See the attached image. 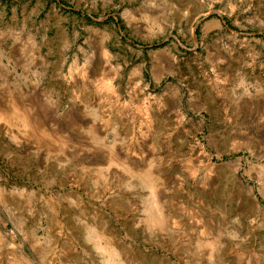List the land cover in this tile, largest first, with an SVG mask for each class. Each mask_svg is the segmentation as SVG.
I'll return each instance as SVG.
<instances>
[{
	"label": "rangeland",
	"instance_id": "374dc122",
	"mask_svg": "<svg viewBox=\"0 0 264 264\" xmlns=\"http://www.w3.org/2000/svg\"><path fill=\"white\" fill-rule=\"evenodd\" d=\"M0 264H264V0H0Z\"/></svg>",
	"mask_w": 264,
	"mask_h": 264
},
{
	"label": "bare ground",
	"instance_id": "6f19581e",
	"mask_svg": "<svg viewBox=\"0 0 264 264\" xmlns=\"http://www.w3.org/2000/svg\"><path fill=\"white\" fill-rule=\"evenodd\" d=\"M108 91L112 90V87L109 85L107 86ZM162 219L164 221V224L166 227H171L173 224H175L174 220L171 218V215L168 213L167 215H163Z\"/></svg>",
	"mask_w": 264,
	"mask_h": 264
}]
</instances>
